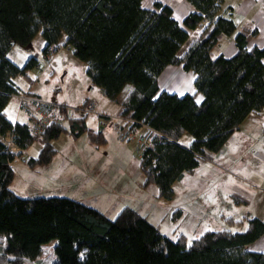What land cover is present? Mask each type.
I'll use <instances>...</instances> for the list:
<instances>
[{
  "label": "trees",
  "instance_id": "trees-1",
  "mask_svg": "<svg viewBox=\"0 0 264 264\" xmlns=\"http://www.w3.org/2000/svg\"><path fill=\"white\" fill-rule=\"evenodd\" d=\"M189 1L197 10L180 23L172 6L160 1L148 8L142 0H0V264H41L44 244L53 238V264H264V251L246 248L264 232V220L256 215H246L240 230L207 229L190 241L183 233L174 240L130 206L110 218L69 196L25 197L10 187L15 156L39 137L43 148L29 162L49 161L55 150L51 140L67 129L52 122L37 135L28 122L12 120L5 111L20 91L14 77L39 64L31 55L19 65L9 50L29 46L39 33L43 53L66 35L64 45L86 62L92 83L108 98L116 101L126 93L121 113L133 119L131 131L141 125L147 130L141 166L166 198L177 179L223 147L250 111L264 107V45L247 46L258 29L237 30L230 13L221 12L223 0ZM203 19L201 35L178 55L188 27ZM232 33L237 52L214 55L219 37ZM171 63L194 71V90L161 89L159 74ZM197 93L203 94L201 101ZM85 129L84 116L70 118L73 134ZM8 132L17 151L4 141ZM185 132L192 135L189 145L180 141ZM89 133L94 142L104 140L101 131Z\"/></svg>",
  "mask_w": 264,
  "mask_h": 264
},
{
  "label": "rangeland",
  "instance_id": "rangeland-1",
  "mask_svg": "<svg viewBox=\"0 0 264 264\" xmlns=\"http://www.w3.org/2000/svg\"><path fill=\"white\" fill-rule=\"evenodd\" d=\"M44 45L45 39L39 33L29 46L15 44L11 47L8 56L19 65H24L31 55H37L39 61L25 75H16L14 81L19 92L31 90L51 103L67 105V115L60 108L56 109L59 114H63L61 122L67 129L51 140L55 150L49 161L29 162L31 157H38L43 148L39 137L22 154L15 156L12 160L13 179L10 187L17 194L25 197L69 196L99 208L110 218H115L124 207L130 206L174 240L179 239L183 233L186 241H190L206 229H243L246 226L244 217L250 214L252 207L264 215V193L257 195L256 191L244 186L238 177L234 178L227 173V168L221 169L215 165L219 152L212 153L210 159L200 161L201 165L210 162L216 168L214 171L219 170L216 173L199 172L198 177L207 181V191L200 200L194 198L188 201L187 192L182 194L178 180L173 185L171 198L161 196L157 184L147 181L140 162V137L144 136L146 127L141 125L132 128L134 132H125L116 123L117 120L102 125L95 112L83 113L77 109L83 106L86 99H91L96 111L122 114L119 112L120 104L105 97L98 85L92 83L85 62L73 53L70 46L61 42L51 63L47 65ZM192 86L191 91L194 90V80ZM169 89L174 91L173 86ZM7 104L5 111L9 115H16L21 110L18 117L30 124L29 113L21 105L17 93L10 97ZM79 116L85 117L87 129L75 135L70 131V118ZM90 130L96 132L95 136L101 131L104 140L92 141ZM191 139L192 135L188 132L180 138L183 143ZM257 140L260 142V137ZM244 195L249 196V199L253 195L248 207L241 200ZM182 207L186 214H181ZM56 243L57 239L53 238L44 244L41 264L57 261L54 249Z\"/></svg>",
  "mask_w": 264,
  "mask_h": 264
},
{
  "label": "crops",
  "instance_id": "crops-1",
  "mask_svg": "<svg viewBox=\"0 0 264 264\" xmlns=\"http://www.w3.org/2000/svg\"><path fill=\"white\" fill-rule=\"evenodd\" d=\"M157 1L171 5L173 8V15L180 23H184V18L187 14L197 10L196 6L189 0H142V3L145 7L156 8ZM221 12L226 15L230 13L237 22V30L243 27H256L258 29L257 33L249 38L247 43L248 48L256 45H264V0H223ZM206 24L207 20L203 19L196 27H188L189 36L178 50V55H182L201 35ZM65 37L66 35L63 36L62 42L65 40ZM237 50L238 46L235 40V34H222L213 48V53L214 55L222 53L226 56H232ZM194 78V71L186 70L183 67V63L168 64L158 77L161 89L170 91V86H173V92L179 94L191 91ZM99 89L101 93H103L100 87ZM103 95L107 97L104 93ZM125 97L126 93L123 91L120 92L117 97L116 102L121 106L119 112L123 109L121 102ZM196 98L198 101H201L203 99V94L197 93ZM7 106L8 104L6 107ZM19 112H21V110H18L16 115H9L8 112L7 114L12 120L22 121V119L18 117ZM183 135H185V133ZM9 136H11L10 133ZM257 137H260V142H258ZM191 141L192 139L184 143L189 145ZM12 150L17 151L18 147L15 145L12 147ZM217 152H219L220 155L218 154V161H214L215 165H218L221 169L227 168V170H229L227 173L233 175L234 178L238 177L240 182L243 181L242 183L244 186L250 187V190L253 192L256 191L257 195L264 193V107L250 111L239 127L231 134L223 147ZM202 164L203 165H201L200 162L193 170L186 171L181 178L177 179L181 183L182 194L187 192L186 199L188 201L194 198L196 201L200 200L202 194L207 191V181L198 177L199 172L216 173L219 171H214L216 168L213 166L214 164L210 162L208 164L205 162ZM231 182L234 183L233 180H231ZM233 192L235 193V191ZM251 196L252 197L249 199V196L244 195L241 199L245 201L247 207L252 202L253 195ZM250 210L251 215L259 216L264 220V215L258 213L254 207L250 208ZM181 214H186L183 207L181 208ZM221 215L225 217L224 213H221ZM246 248L264 251V232L255 240L249 242Z\"/></svg>",
  "mask_w": 264,
  "mask_h": 264
},
{
  "label": "built area",
  "instance_id": "built-area-1",
  "mask_svg": "<svg viewBox=\"0 0 264 264\" xmlns=\"http://www.w3.org/2000/svg\"><path fill=\"white\" fill-rule=\"evenodd\" d=\"M61 46L60 43H50L46 50L44 51V57L48 60L46 63L47 65L51 63L53 57L55 56L57 50ZM17 96L20 99L21 105L28 111L29 113V120H30V127L32 132L39 135L42 133V131L51 124L52 122H61L64 118L63 114H59L56 109L57 107L60 108L64 114L67 113L68 106L60 103V104H54L46 99H44L42 96L33 93L31 90L23 91V92H17ZM83 113H89V112H95L98 114V116L101 119L102 125H106L107 123H112L113 120H117L116 123L119 126H122L125 132H132L129 125L125 126V123L130 121L131 123L133 119H131L128 116L119 115V114H108L103 111H96L95 109V103L93 100L88 99L83 104L81 108H77ZM125 126V127H124ZM9 133L4 138V141L9 145V147L12 149V147L15 146V144L12 142L11 136H9ZM11 135V133H10ZM147 138L145 136L140 137V141L142 143L147 142Z\"/></svg>",
  "mask_w": 264,
  "mask_h": 264
}]
</instances>
